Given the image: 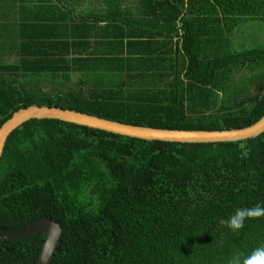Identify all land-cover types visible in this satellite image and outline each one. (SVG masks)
Here are the masks:
<instances>
[{
	"label": "trees",
	"instance_id": "16d2710c",
	"mask_svg": "<svg viewBox=\"0 0 264 264\" xmlns=\"http://www.w3.org/2000/svg\"><path fill=\"white\" fill-rule=\"evenodd\" d=\"M247 20L264 25V0H0V127L30 106L160 130L251 126L264 51L230 44ZM26 26L68 48H7ZM90 38L109 48H70ZM257 205L264 132L175 143L29 120L0 157V229L58 224L49 264H230L264 246V216L226 223ZM43 244L0 241V264H35Z\"/></svg>",
	"mask_w": 264,
	"mask_h": 264
},
{
	"label": "water",
	"instance_id": "95a60500",
	"mask_svg": "<svg viewBox=\"0 0 264 264\" xmlns=\"http://www.w3.org/2000/svg\"><path fill=\"white\" fill-rule=\"evenodd\" d=\"M44 119L58 120L145 141L175 143L236 142L258 136L264 132V115L251 126L238 130L178 131L131 126L75 111L30 106L13 113L0 127V157L7 138L14 130L29 120ZM38 233L44 236V244L35 264H49L61 237L59 225L49 219H39L19 228L0 229V241L18 240Z\"/></svg>",
	"mask_w": 264,
	"mask_h": 264
},
{
	"label": "rangeland",
	"instance_id": "374dc122",
	"mask_svg": "<svg viewBox=\"0 0 264 264\" xmlns=\"http://www.w3.org/2000/svg\"><path fill=\"white\" fill-rule=\"evenodd\" d=\"M232 50L239 52L251 49L264 51V25L257 21H242L230 36Z\"/></svg>",
	"mask_w": 264,
	"mask_h": 264
},
{
	"label": "clouds",
	"instance_id": "9594fccd",
	"mask_svg": "<svg viewBox=\"0 0 264 264\" xmlns=\"http://www.w3.org/2000/svg\"><path fill=\"white\" fill-rule=\"evenodd\" d=\"M264 216V207L257 205L250 209L237 210L234 215L227 220V226L232 230L241 229L246 218H257ZM230 264H264V246L255 248L243 259L239 255L232 258Z\"/></svg>",
	"mask_w": 264,
	"mask_h": 264
},
{
	"label": "crops",
	"instance_id": "0c3cea01",
	"mask_svg": "<svg viewBox=\"0 0 264 264\" xmlns=\"http://www.w3.org/2000/svg\"><path fill=\"white\" fill-rule=\"evenodd\" d=\"M22 31H23V36L25 38L21 39L22 40L21 43H15L13 44L12 47L7 45L6 43L5 46L7 48H13V47L18 48V46L20 48H68V46L61 45L60 43H47V42L45 43L44 41L41 43L40 41H34V42L29 41V40H34L32 39L33 36H37V33H39V31L34 30L33 28H31V26L23 27ZM68 42L70 43V41ZM79 44H83V46H80ZM70 48H109V46L104 42V40H102L101 42V40L99 41L97 39L90 38L87 39V41L84 43H80V42L70 43Z\"/></svg>",
	"mask_w": 264,
	"mask_h": 264
}]
</instances>
